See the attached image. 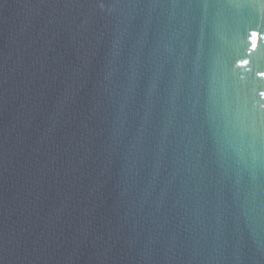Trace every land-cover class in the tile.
<instances>
[{
	"label": "water",
	"instance_id": "1",
	"mask_svg": "<svg viewBox=\"0 0 264 264\" xmlns=\"http://www.w3.org/2000/svg\"><path fill=\"white\" fill-rule=\"evenodd\" d=\"M0 264H264V4L0 0Z\"/></svg>",
	"mask_w": 264,
	"mask_h": 264
},
{
	"label": "snow or ice",
	"instance_id": "2",
	"mask_svg": "<svg viewBox=\"0 0 264 264\" xmlns=\"http://www.w3.org/2000/svg\"><path fill=\"white\" fill-rule=\"evenodd\" d=\"M233 3H237V4H240V3H244L246 2V0H232ZM257 2L261 3V4H264V0H257ZM253 37L255 38L256 36V33L253 32L252 33ZM253 47H255V40L253 41Z\"/></svg>",
	"mask_w": 264,
	"mask_h": 264
}]
</instances>
